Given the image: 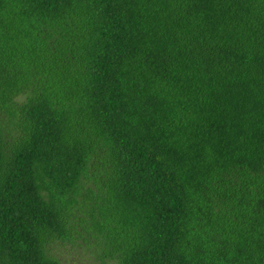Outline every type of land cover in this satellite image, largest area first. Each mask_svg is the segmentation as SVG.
Returning <instances> with one entry per match:
<instances>
[{"label": "trees", "instance_id": "16d2710c", "mask_svg": "<svg viewBox=\"0 0 264 264\" xmlns=\"http://www.w3.org/2000/svg\"><path fill=\"white\" fill-rule=\"evenodd\" d=\"M264 264V0H0V264Z\"/></svg>", "mask_w": 264, "mask_h": 264}, {"label": "rangeland", "instance_id": "374dc122", "mask_svg": "<svg viewBox=\"0 0 264 264\" xmlns=\"http://www.w3.org/2000/svg\"><path fill=\"white\" fill-rule=\"evenodd\" d=\"M51 253L60 264H101L77 242H56L50 246Z\"/></svg>", "mask_w": 264, "mask_h": 264}]
</instances>
